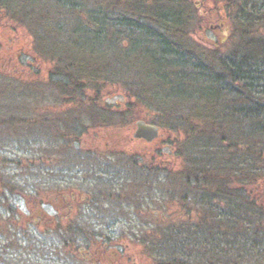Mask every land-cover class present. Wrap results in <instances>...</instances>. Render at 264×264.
<instances>
[{
	"label": "rangeland",
	"instance_id": "1",
	"mask_svg": "<svg viewBox=\"0 0 264 264\" xmlns=\"http://www.w3.org/2000/svg\"><path fill=\"white\" fill-rule=\"evenodd\" d=\"M74 1V12L56 17V0H0V232L8 228L12 235L9 250L4 249V241L0 243V264H46L37 227L41 223L47 226L48 221H55L52 227H67L69 222L55 216L59 193L78 196L81 201L70 223L95 234L86 245L80 244L85 245L83 254L78 258L75 254L70 261L83 263V258L96 257L97 250L107 244L111 254L130 257L126 264H156L157 256L149 244L162 241L166 228L186 223L188 217L179 214L184 209L194 211V203L202 202L201 194L186 189L179 175L182 167L235 168L238 160L233 151L216 157L201 151L189 161L183 156L184 134H177L170 119L189 121L197 127L206 120L216 121V130L209 128L216 133L214 137L219 136L213 143L215 148L219 144L232 146L231 138L244 136L246 128L233 117L224 122L217 114L216 119L197 101L171 99L159 109L149 107L159 84L154 63L147 56L126 57L122 50L128 45L126 40L115 36L105 16L130 15L131 7L139 2L148 12L157 0ZM171 3L177 18L160 21L161 30L217 71L227 61L240 65L247 54L252 58L264 52V24L241 22L238 4L232 0H168ZM162 14L165 16L166 10ZM60 19L62 28H53ZM98 30L105 34L101 47L82 41L84 35L92 39ZM261 62L256 63L258 67H252V59L249 62V84L259 93L264 92L257 86L258 76L264 72ZM56 69L73 73L81 84H88L89 96L97 91L92 90L91 81L102 89L92 100L77 102L74 92L71 98L61 93L60 87L68 82L64 77H53ZM130 100H138L140 105L131 124L122 125L118 118L110 125L93 124L92 115L100 122L110 115L102 108L108 106L116 113L125 110ZM93 105L98 108L95 114L89 109ZM137 120L156 123L162 137L151 144L134 140L133 123ZM225 134L230 138L223 140ZM217 151L223 149L218 147ZM136 153L138 161H143L132 165L129 162L135 160ZM96 172L107 185L95 181ZM186 194L190 203L183 201ZM97 199L106 204L94 205ZM197 217L196 221L201 218ZM49 242L58 246L60 241L55 238ZM57 255L56 259L64 258Z\"/></svg>",
	"mask_w": 264,
	"mask_h": 264
},
{
	"label": "trees",
	"instance_id": "2",
	"mask_svg": "<svg viewBox=\"0 0 264 264\" xmlns=\"http://www.w3.org/2000/svg\"><path fill=\"white\" fill-rule=\"evenodd\" d=\"M163 2L167 3L166 6L162 5ZM232 3L238 4L241 22L264 24V0H232ZM55 7L56 17L76 10L74 0H56ZM165 10L167 14L164 16L162 13ZM130 11V15L118 18L105 16V19L111 22L115 36H122L126 40L128 45L122 47L126 57L137 55L142 59L147 56L153 61L159 84L154 100L148 103L149 107L159 109L161 104L170 102L171 99L197 101L207 112L216 116V119L222 115V120L227 122L233 117L237 119V124L246 128L244 136L231 138L229 142L232 146L225 147L219 144L215 148L213 143L219 136L214 137L215 132L210 131L209 128L216 130V121L206 120L202 126L200 124L201 128L191 126L189 121L170 119L177 134H184L185 140L182 147L185 151L182 155L189 161L193 156L200 155L201 151H207V153L204 152L205 156L214 155L215 157L220 154L228 155L230 151H233L232 155L235 154V159L239 161L235 163V168L217 169L212 165H206L204 168L182 167L179 175L184 178L186 189L192 190L196 195L201 194L202 202L194 203V211L184 209V213L179 214L188 217L189 220L186 223L172 227L171 230L166 228L162 232L164 235L162 241L149 244L153 251L151 253L157 256L156 264H264V166L261 165L264 151V92L259 93L252 87L253 85L249 84L252 80L250 59H252V67L255 65L258 67L260 64L256 63L261 61L262 64L264 63V52L262 51L261 56H250L252 58H248L247 54L240 65H234L232 62L229 64L227 61L221 71H217L169 40L161 30L160 21L164 23L170 18V21H175L177 18L178 12L173 3L168 4V0H157L147 12L139 2L133 5ZM145 16L150 18L147 19ZM61 22V19L56 21L52 27L61 29ZM146 22H150L151 25H147ZM37 38V43L40 44L41 41L39 37ZM81 39L88 46L101 47L105 34L102 30H98L92 39L89 35H84ZM53 46L54 43L50 48ZM52 75L67 79L68 83L60 87L61 93L70 98L75 94L77 102L83 99L92 100L98 96L102 87L97 82L91 81L92 90L94 92L97 90L92 97L87 93L88 84H81L75 74L60 72L56 69ZM258 79L260 83L257 86L263 91L264 72L258 76ZM236 83L241 86L235 87ZM142 99L140 97L139 101ZM136 101L130 100L125 110L116 113L109 111L108 106L102 108L103 111L108 110L110 115L107 120L101 122L99 119L94 120L95 116L92 115L93 124L108 123L110 125L113 118H118L122 125L131 124L135 120L132 117L140 106ZM218 108H221L222 112H218ZM89 109L95 114L98 108L93 105ZM217 122L220 121L217 120ZM221 137L223 140L230 138L226 134ZM253 140H257V143ZM218 147H221L223 152L217 151ZM133 156L135 160L129 162L130 164L137 165L143 161H138V153ZM144 170L148 169L144 168ZM149 171L158 172L159 170L149 169ZM97 175L96 172L95 181L102 186L107 185L106 180ZM183 201L190 203L187 194ZM95 202L94 205L106 204L105 200L97 199ZM197 216L201 218L196 221ZM154 217L156 218V215ZM159 227L163 226L160 224ZM58 228L63 230L60 225ZM66 230H75L73 243L76 258H78L80 247L84 248L83 246L88 243L87 240L95 234L83 230L79 225L74 228L67 227ZM69 241L67 238L68 245ZM81 243L85 245L80 246Z\"/></svg>",
	"mask_w": 264,
	"mask_h": 264
},
{
	"label": "flooded vegetation",
	"instance_id": "3",
	"mask_svg": "<svg viewBox=\"0 0 264 264\" xmlns=\"http://www.w3.org/2000/svg\"><path fill=\"white\" fill-rule=\"evenodd\" d=\"M64 183V182H63ZM71 190V189H70ZM72 191V190H71ZM69 191V192H71ZM2 194H0L1 197ZM58 205H56L57 213L55 216L60 217L61 221L69 222L67 227H72L71 219H73V213L76 211L77 204L81 201H78V196L75 193H71V195H67L64 193L58 194ZM6 199V195L4 196ZM7 200V199H6ZM84 198H82V202H84ZM43 207H45V203L43 204ZM6 209L7 206H5ZM57 218V217H54ZM55 223V221H48L47 226H42V223L37 227V230H40L39 236L41 239H39V243L43 247L42 254L45 256L44 261L46 264H60V261H62L63 264H70L71 261H77L72 259L69 260L73 256L75 257V246L73 243L74 239V231L75 230H66L67 227H63V230H59L58 226L52 227L51 225ZM7 230H3L0 232V243L4 241V249L9 250L10 244L9 241H11L12 235L9 232L8 228ZM57 238L60 242L57 243L58 246L55 244V242L50 243L49 240L53 239L55 240ZM67 238L70 240L69 245L68 242H66ZM0 246H2L0 244ZM1 249V248H0ZM81 254H83L84 248H80ZM79 250V251H80ZM57 253L60 255H63L64 258H58L56 259L54 257L58 256ZM70 254V255H69ZM70 258H69V257ZM92 258H83V263L78 262V264H126L129 262L130 257H125V254L123 253H116L112 252L110 253V246L105 244L102 249L97 250V256H91ZM128 260V261H127ZM76 263V262H75ZM77 264V263H76ZM135 264V263H134Z\"/></svg>",
	"mask_w": 264,
	"mask_h": 264
},
{
	"label": "water",
	"instance_id": "4",
	"mask_svg": "<svg viewBox=\"0 0 264 264\" xmlns=\"http://www.w3.org/2000/svg\"><path fill=\"white\" fill-rule=\"evenodd\" d=\"M162 137L161 128L158 125L151 124L145 120H137L134 123V140H143L149 144L154 143ZM89 254H87L88 256ZM86 256V254H84Z\"/></svg>",
	"mask_w": 264,
	"mask_h": 264
}]
</instances>
